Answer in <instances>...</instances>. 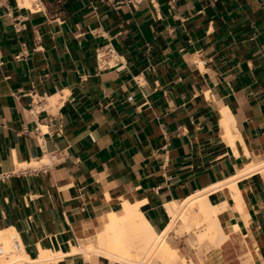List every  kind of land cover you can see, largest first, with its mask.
I'll use <instances>...</instances> for the list:
<instances>
[{"label":"crops","instance_id":"obj_1","mask_svg":"<svg viewBox=\"0 0 264 264\" xmlns=\"http://www.w3.org/2000/svg\"><path fill=\"white\" fill-rule=\"evenodd\" d=\"M5 173L0 233L60 254L37 264H117L78 251L105 213L162 235L198 194L227 234L201 264H264V0H0Z\"/></svg>","mask_w":264,"mask_h":264},{"label":"bare ground","instance_id":"obj_2","mask_svg":"<svg viewBox=\"0 0 264 264\" xmlns=\"http://www.w3.org/2000/svg\"><path fill=\"white\" fill-rule=\"evenodd\" d=\"M29 1L30 0H25V3L27 4ZM211 189L212 188H210V190ZM139 204L140 203L130 204L126 201L125 203H123V207L121 210H119V211L109 210L107 213H105L99 219L100 220L99 230L104 229L106 232V235H107V239H108V250L106 249L107 251L104 252L108 256L117 257L118 255H116V253L121 252L122 246L128 247L130 245V237L132 234H134L136 236V238L143 244L142 246L144 247V249L147 251L146 248L150 247L151 244L156 242V240L158 238L160 239V238L164 237V235L167 233L168 230L165 231L164 233H162V235H159L151 227V225L145 220V218L141 214V211L139 209ZM167 208H168V210L172 216L171 226L177 221L178 218H181L183 220L182 222H184V228H186V229H189L192 226V224L197 225V226L201 222L208 224L207 233H204V234L198 233L199 235L197 237V240L202 241L204 238L208 237V235H209L208 232L209 233L213 232V237L218 242H221L222 240H224L227 237V234L222 230V228L220 227L219 222H218V214L222 210V207L218 206V205L215 207H212L208 203L205 196H203L201 194H198L196 196H193V197L185 200L180 205L177 203H170L167 205ZM194 228H195V226H194ZM191 229H192V227H191ZM16 237L19 238L17 232L14 229H11L9 231L8 236L4 235L3 233H0L1 243H4V245L1 246V248L4 250V252L2 251V253H4V254H2V257L4 256L5 258L8 259L7 261H5V262H7L6 264H24L23 262H25V261L30 263V264H37L40 262L49 261L53 256H60V254H55V253H52L51 251L44 250L42 248L41 249V255H40L39 259L37 258V260H31L25 255V251H24V248L21 245V243H20V246L22 248L20 247L21 248L20 252L17 253V250H16V253L15 254L13 253V255H12V253H9V246L7 244L10 242V240L12 238L16 239ZM162 240H163V238H162ZM11 243H10V246H11ZM137 243H138V241H137ZM137 245H139V244H137ZM158 245H160V244H158ZM166 249H168V247ZM155 250H156V248H155ZM13 251H15V250H13ZM10 252H12V250ZM153 252H154V250H153ZM174 254H175V252H174ZM10 255H12V256H10ZM169 255H170V253H169ZM174 257H175V255H174ZM122 258L124 260L125 257H121L120 259H122ZM130 259H132V258H130ZM144 264H145V262H144Z\"/></svg>","mask_w":264,"mask_h":264},{"label":"rangeland","instance_id":"obj_3","mask_svg":"<svg viewBox=\"0 0 264 264\" xmlns=\"http://www.w3.org/2000/svg\"><path fill=\"white\" fill-rule=\"evenodd\" d=\"M180 205V204H179ZM195 226V228H194ZM208 224L201 222L200 224L194 225L192 224V229L191 227L189 229L184 228L182 225V222L178 220L176 224L170 229L168 233L163 238H158L156 242L151 244L150 247L146 248L147 251L144 249V247L141 249L140 248V243L137 241H133L131 247H130V253L128 255H124L125 258L123 260L119 258H113L111 256H108L98 250L104 248V246L100 242V235L97 233L95 236L87 238L86 244L83 245L78 251H83L86 254H91L94 256H101L102 258L111 261V262H116L117 264H201L202 259H201V253H205L210 249V247L213 246V244H216L215 240L212 237H207L204 240L200 241L197 240V237L200 233H202L206 228ZM158 232V231H156ZM160 232V231H159ZM199 233V234H198ZM182 237V239L185 238V242H177V238ZM15 238H12L10 242L7 244L9 246V253H16V250L13 251L10 247V243L14 240ZM16 239H19L16 237ZM159 240V241H158ZM159 243H158V242ZM162 243H161V242ZM1 246L4 245V243H1ZM12 244V243H11ZM139 244V245H137ZM160 244V245H158ZM134 245V246H133ZM138 246V247H137ZM198 246V250L200 254L197 256V262L194 259L190 258L191 251L194 250ZM168 247V249H166ZM156 248V250H155ZM175 250H173V249ZM2 249V248H1ZM160 249V250H159ZM162 249V250H161ZM12 250V252H10ZM145 250V251H144ZM149 250V251H148ZM154 250V252H153ZM4 252V250L2 249ZM20 250H17V253H19ZM175 252V254H174ZM8 253V254H9ZM146 253V254H145ZM170 253V255H169ZM178 254V257L176 255ZM2 254H0V264H6L8 259L5 258L4 256L2 257ZM139 254V255H138ZM151 254V255H150ZM10 255V256H12ZM161 255V256H160ZM169 255V256H168ZM175 255V257H174ZM172 256V257H171ZM132 259H130V258ZM172 259H171V258ZM165 260H164V259ZM178 259V260H177ZM244 262L245 264H248L249 262V256L244 257ZM5 262V263H4ZM142 262V263H141ZM24 264H30L28 262H23ZM254 264V263H251Z\"/></svg>","mask_w":264,"mask_h":264},{"label":"built area","instance_id":"obj_4","mask_svg":"<svg viewBox=\"0 0 264 264\" xmlns=\"http://www.w3.org/2000/svg\"><path fill=\"white\" fill-rule=\"evenodd\" d=\"M132 1H138V0H132ZM153 1V0H150ZM174 1V0H172ZM93 137V136H92ZM61 152L60 151H56V152H51L48 156V160L49 162L44 163L41 166L35 167L33 170L37 171L38 169L42 170L43 172H47L49 170V168L51 167L53 161L55 159L60 158ZM9 176H11V173H5V174H0V178H8ZM11 249H15V250H19L20 249V241L18 239H14L12 241L11 244ZM2 253L1 250V245H0V254Z\"/></svg>","mask_w":264,"mask_h":264}]
</instances>
